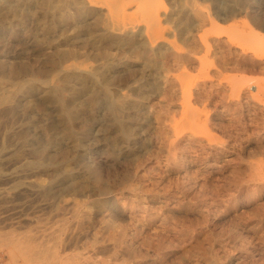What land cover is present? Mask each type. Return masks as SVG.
Instances as JSON below:
<instances>
[{
    "label": "rangeland",
    "instance_id": "obj_1",
    "mask_svg": "<svg viewBox=\"0 0 264 264\" xmlns=\"http://www.w3.org/2000/svg\"><path fill=\"white\" fill-rule=\"evenodd\" d=\"M184 1L0 0V264H264V0Z\"/></svg>",
    "mask_w": 264,
    "mask_h": 264
},
{
    "label": "bare ground",
    "instance_id": "obj_2",
    "mask_svg": "<svg viewBox=\"0 0 264 264\" xmlns=\"http://www.w3.org/2000/svg\"><path fill=\"white\" fill-rule=\"evenodd\" d=\"M184 1V0H183ZM188 1V0H187ZM152 2V1H151ZM185 2V1H184ZM190 2H192V1H190ZM193 2H194V0H193ZM12 4V3H11ZM192 4V3H191ZM195 4V3H194ZM143 5V4H142ZM150 5V4H149ZM188 5V4H187ZM190 5V4H189ZM152 7V6H151ZM142 8V7H141ZM148 8V7H147ZM152 8H154V7H152ZM152 8H150V9H152ZM190 8V7H189ZM192 8V7H191ZM195 8V7H194ZM108 11H111V9H109L108 8ZM193 12H195V14L196 15H199L200 14V12L199 11H193ZM124 13V12H123ZM192 13V12H191ZM112 15V14H111ZM130 15V14H129ZM128 15V16H129ZM202 13L200 14V17L201 18H203L202 16ZM127 16V17H128ZM198 17V16H197ZM196 17V18H197ZM199 18V17H198ZM255 19V18H254ZM150 21H152V20H150ZM146 22V21H145ZM255 25H257V26H259V24H258V22H257V20H255ZM156 25V24H155ZM261 29H264V27H261ZM150 30H152V29H150ZM151 32V31H150ZM251 33V32H250ZM254 33H256V32H254ZM254 33H253V35H254ZM149 34V33H148ZM153 34H155V33H153ZM258 35V34H257ZM149 35H147V37H148ZM152 36V35H151ZM155 36V35H154ZM257 38V37H256ZM92 41V40H91ZM151 41V40H150ZM154 41V40H153ZM152 43V42H151ZM143 58L145 57V53H143L142 55H141ZM178 59V58H177ZM162 60V59H161ZM151 62H153V65H155V64H159V58H157V59H154V60H152ZM71 66L72 65H70V69H72L71 68ZM74 66V65H73ZM74 67H76V66H74ZM67 68V67H66ZM98 68H100V67H98ZM152 68V67H151ZM158 68V67H157ZM154 69V68H153ZM159 69V68H158ZM151 70V69H150ZM157 70V69H156ZM256 70V69H255ZM82 71H84V70H82ZM155 71V70H154ZM74 72V71H73ZM96 74H97V72H90V71H88L87 72V75L86 76H84V77H82V79H81V83H82V85H81V88L78 90V89H76V88H74L75 89V91L76 90H78L77 91V93L78 94H82L83 92L84 93H86V90L88 89V93L86 94V95H88V97H89V102H90V104H87L88 106H91L92 108H95V110H97L98 109V107H99V105H100V103L102 102L101 101V94L102 95H107V96H109L107 93H105L104 91H98V92H96V91H92L91 92V89H89V87L90 88H92V86H96V81H95V77H96ZM76 75V74H75ZM65 76V75H64ZM100 79V78H99ZM29 80V79H28ZM32 81V80H31ZM34 81V80H33ZM69 81H71V80H69ZM67 82H68V80H67ZM74 82H76V81H74ZM101 83V82H100ZM26 84V83H25ZM24 84V85H25ZM19 85V84H18ZM100 85V84H99ZM29 86V85H28ZM33 85H32V83H31V87H32ZM36 86V85H35ZM76 86H77V84H76ZM79 86H80V84H79ZM22 87H24V86H22ZM28 88V87H27ZM36 88V87H35ZM71 88V87H70ZM69 88V89H70ZM168 88H170L169 86H168ZM19 89V88H18ZM26 89V88H25ZM74 89H71L72 91L74 90ZM95 89V88H94ZM36 90V89H35ZM172 90V89H171ZM24 91H26V90H24ZM29 91V90H28ZM50 91V90H49ZM30 92V91H29ZM33 92V91H32ZM35 92V91H34ZM41 92V91H40ZM48 92V91H47ZM59 92V91H58ZM167 92V91H166ZM171 92V91H170ZM45 93V92H44ZM54 93H56V91H54ZM76 93V94H77ZM48 94V98L49 99H51V100H55V99H53L54 97H52V96H50V94L49 93H47ZM58 94V93H57ZM77 94V95H78ZM170 94V93H169ZM43 95H45V94H43ZM171 95V94H170ZM184 95V94H183ZM75 96V95H74ZM79 96V95H78ZM81 96V95H80ZM116 96V95H115ZM46 98V97H45ZM74 98V97H73ZM220 99V98H219ZM1 100H3V99H1ZM46 100V99H45ZM74 100V99H73ZM75 100H76V98H75ZM74 100V101H75ZM78 100V99H77ZM56 101V100H55ZM118 101H120V100H118ZM51 102V101H50ZM57 102V101H56ZM54 103V102H53ZM74 103V102H73ZM110 103V105H109V107H108V110H107V113H106V116L107 117H110L111 119L109 120L110 121V123L113 125L112 126V128H115L116 130H118V131H120V132H122V134L124 135V136H127V126L120 120V117L117 115V111H118V109H119V106H120V104H116V102H114L113 100L111 101V102H109ZM123 104V103H122ZM70 105V104H69ZM68 105V106H69ZM57 106V105H56ZM55 106V107H56ZM124 106V105H123ZM187 108V107H186ZM68 109V108H67ZM90 109V108H89ZM189 109V108H188ZM58 111V110H57ZM73 111V110H72ZM91 111V110H90ZM62 114H61V118H62V120L64 121V124H66V122H67V120H69V119H71L72 118V114H70L66 109H64V111L63 112H61ZM76 113V112H75ZM122 118V117H121ZM73 119H75L74 117H73ZM68 123V122H67ZM61 126H63V125H61ZM65 126V125H64ZM63 128V127H62ZM72 130H73V125L72 124H68V126H66V128H65V136H67L68 138H71V136H72ZM60 132V131H59ZM176 136V135H175ZM65 139H67L66 137H65ZM194 139V138H193ZM119 141V140H118ZM24 142V141H23ZM183 142V141H182ZM190 142V141H189ZM194 142V141H193ZM198 142V141H197ZM196 143V142H195ZM172 144V143H171ZM198 146V145H197ZM171 148V147H170ZM169 152V151H168ZM172 154V153H171ZM170 156V158L172 157L171 155H169ZM169 158V159H170ZM172 159H174V158H172ZM46 160V159H45ZM45 160H43V161H45ZM170 161V160H169Z\"/></svg>",
    "mask_w": 264,
    "mask_h": 264
}]
</instances>
